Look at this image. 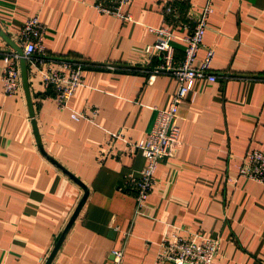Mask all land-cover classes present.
Returning <instances> with one entry per match:
<instances>
[{"label":"crops","instance_id":"obj_1","mask_svg":"<svg viewBox=\"0 0 264 264\" xmlns=\"http://www.w3.org/2000/svg\"><path fill=\"white\" fill-rule=\"evenodd\" d=\"M95 2L0 0V264H45L84 198L51 264H112L125 233V264H154L174 231L218 239L215 264H264V183L239 174L252 149L264 151V0H213L204 44L215 49L213 70L229 77L194 82L179 110V140L139 212L126 181L147 158L130 147L178 87L167 73L148 80L150 28H171L181 58L180 37L207 0H133V20L100 13ZM171 2L183 11L167 24ZM36 14L48 56L28 63L30 90L42 148L58 165L37 142L24 87L7 95L2 81L3 53L13 49L5 36L22 47V26ZM204 55L203 47L197 61ZM60 58L90 63L65 109L42 81ZM91 107L99 109L92 120L72 117Z\"/></svg>","mask_w":264,"mask_h":264},{"label":"built area","instance_id":"obj_2","mask_svg":"<svg viewBox=\"0 0 264 264\" xmlns=\"http://www.w3.org/2000/svg\"><path fill=\"white\" fill-rule=\"evenodd\" d=\"M132 1L96 0L94 7L100 13L110 14L122 20H133L132 14L127 9ZM213 4V0H207L199 15L192 20L193 25H190L188 34L180 37L186 45L181 58L176 55V48L172 43L173 39L178 36L171 28L165 25L150 28L156 34V40L147 49L149 67L145 71L148 80L152 82L157 75L167 73L176 78L178 87L169 106L165 109L158 108L157 119L152 130L130 147L133 151L140 150L147 158L146 165L140 171L139 176H131L126 181L128 191L133 194L137 202L138 212L145 207L157 183V168L161 162L170 157L171 146L179 140V110L194 82L204 78L216 81L229 77L227 74H220L213 70L212 61L215 49L204 44L208 19L214 9ZM182 11L177 4L167 3L164 9L166 23H175L181 18ZM46 32L47 27L38 14L29 17L22 26L20 41L28 63L35 65L39 63L40 65L42 60L47 58L44 45ZM203 47L205 55L201 61H197L198 53ZM20 58V54L15 49L3 53L4 66L1 73L4 92L7 95H14L22 90ZM156 59L157 63L152 65ZM53 61L57 65L48 68L43 73L42 81L47 89L48 97L53 98L59 108L65 109L69 106L75 92L83 84V71L90 63L66 58ZM98 111L97 107H91L90 112L84 109L74 112L72 117L75 120L84 118L92 120ZM239 174L264 183V151L252 149L240 163ZM128 235L129 233L124 234L125 240L122 247L112 249V264H125L124 245ZM219 250L220 241L216 238L201 232L184 237L174 231L162 240L161 250L154 264H215Z\"/></svg>","mask_w":264,"mask_h":264},{"label":"water","instance_id":"obj_3","mask_svg":"<svg viewBox=\"0 0 264 264\" xmlns=\"http://www.w3.org/2000/svg\"><path fill=\"white\" fill-rule=\"evenodd\" d=\"M8 43L12 46L13 49H15L21 56L20 58V64H21V74H22V82H23V87H24V91H25V95H26V99H27V103H28V107H29V111H30V116L32 117V122H33V127H34V132L36 135V139L37 142L39 144V146L41 147V150L43 151V153L48 156V158L50 160H52L54 163H56L54 161V159H52L48 154H46L45 150L42 148L41 145V138H40V134H39V130H38V126H37V122L35 120V112H34V103H33V98H32V93L30 90V83H29V66H28V62L24 56V52L21 46H19L17 43H15L14 41H12L10 38L6 37ZM57 164V163H56ZM58 165V164H57ZM65 170V169H64ZM71 175V174H70ZM72 176V175H71ZM73 179H75L77 182L80 183V181L72 176ZM86 198H84L82 200V202L80 203L78 209L76 210L73 218L70 220L69 224H67L66 228L64 229L63 233L61 234L60 238L58 239L53 251L51 252L50 256L48 257L47 261L45 264H51L56 253L58 252L60 246L62 245L67 233L69 232V229L77 215V213L80 211L81 207L83 206V203L85 201Z\"/></svg>","mask_w":264,"mask_h":264},{"label":"trees","instance_id":"obj_4","mask_svg":"<svg viewBox=\"0 0 264 264\" xmlns=\"http://www.w3.org/2000/svg\"><path fill=\"white\" fill-rule=\"evenodd\" d=\"M156 63H157V59H156V60L153 62V64H152V65H154V64H156ZM148 67H149V66H147V68H146V69H148ZM146 69H145V70H146Z\"/></svg>","mask_w":264,"mask_h":264}]
</instances>
